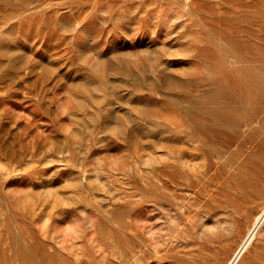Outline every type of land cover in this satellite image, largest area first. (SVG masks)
<instances>
[{
	"label": "rangeland",
	"instance_id": "rangeland-1",
	"mask_svg": "<svg viewBox=\"0 0 264 264\" xmlns=\"http://www.w3.org/2000/svg\"><path fill=\"white\" fill-rule=\"evenodd\" d=\"M242 72L250 107L264 0H0V264H229L264 207V101L236 130L193 115Z\"/></svg>",
	"mask_w": 264,
	"mask_h": 264
},
{
	"label": "bare ground",
	"instance_id": "bare-ground-1",
	"mask_svg": "<svg viewBox=\"0 0 264 264\" xmlns=\"http://www.w3.org/2000/svg\"><path fill=\"white\" fill-rule=\"evenodd\" d=\"M245 44H239L237 48V53L244 54ZM243 72L239 77H230L227 81V85L221 91L220 98H223V102L220 103L219 106L211 105L210 109L204 113L203 115H199L195 113L193 115V119L196 120L199 118V121L204 119V122L207 126L202 127V130L205 133L212 134L214 129L209 128L208 125L216 122L218 126L220 125L224 129H238L241 126L250 124V120L258 109V104L264 101V82L260 79V76L253 75V82L250 84L251 91L255 93L256 99L253 101V104L248 107L245 102L249 100L245 99L246 89L242 86L241 78H243ZM235 88L237 91H242L243 96L238 98L237 96H233L229 90ZM224 112V113H222ZM252 121V120H251ZM262 147L264 148V142H262ZM264 226V207H260L250 228L248 229V233L246 234L244 241L242 242L238 252L235 257L230 260L229 264H238L243 258L245 252L248 250L260 230Z\"/></svg>",
	"mask_w": 264,
	"mask_h": 264
}]
</instances>
